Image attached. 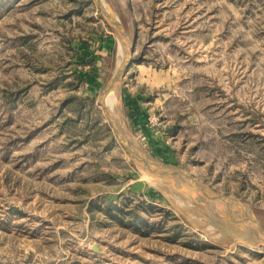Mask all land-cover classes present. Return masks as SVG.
<instances>
[{"label":"rangeland","instance_id":"rangeland-1","mask_svg":"<svg viewBox=\"0 0 264 264\" xmlns=\"http://www.w3.org/2000/svg\"><path fill=\"white\" fill-rule=\"evenodd\" d=\"M106 2L168 185L96 1L0 0V264H264V0Z\"/></svg>","mask_w":264,"mask_h":264},{"label":"water","instance_id":"water-1","mask_svg":"<svg viewBox=\"0 0 264 264\" xmlns=\"http://www.w3.org/2000/svg\"><path fill=\"white\" fill-rule=\"evenodd\" d=\"M95 1L104 19L115 32V35L118 40V55H119L118 68H117L116 73L112 76V80L110 82V89L112 91V94L114 95L113 107L115 109V113H114L115 118L113 121L111 118L110 120L114 128V132L118 140L122 144V146L127 151L128 155L131 157V159L135 162L138 169L144 175L149 176L157 181L164 182L168 185L166 179L162 176L160 172H158V169L150 165L153 163L152 159L149 158L144 153V151L140 150L132 142L125 128L124 119H123V111H122V95H121V83H120L121 81L120 80H121V77L123 76L126 65L130 62V58L125 57V50H124L126 46L127 48L129 46L126 43L128 41V38L125 34L123 24L116 17L112 15V12L109 10L107 6L106 0H95ZM104 102L105 101H103L102 104H104ZM157 167L164 169L165 173L171 174L173 176H176L178 174V171L170 169L164 165L158 164ZM195 188L203 191L208 196L216 197L221 202L224 201L227 204L234 202L228 199L227 197L217 194L213 190L203 185H199L196 183ZM236 204L239 208H241L240 204L238 203ZM229 217L232 219L231 216ZM241 228L245 230L247 229V231L245 232V236L247 237L246 238L247 243H253L255 245H264V227L257 220H252L249 222V224H242ZM93 249H96L95 245H93Z\"/></svg>","mask_w":264,"mask_h":264},{"label":"bare ground","instance_id":"bare-ground-1","mask_svg":"<svg viewBox=\"0 0 264 264\" xmlns=\"http://www.w3.org/2000/svg\"><path fill=\"white\" fill-rule=\"evenodd\" d=\"M127 43V42H126ZM130 43L128 42L127 45H129ZM108 97V103L110 104L111 101L114 102V95L112 93H110L109 95H107ZM113 105V104H112Z\"/></svg>","mask_w":264,"mask_h":264},{"label":"crops","instance_id":"crops-1","mask_svg":"<svg viewBox=\"0 0 264 264\" xmlns=\"http://www.w3.org/2000/svg\"><path fill=\"white\" fill-rule=\"evenodd\" d=\"M105 42V41H104Z\"/></svg>","mask_w":264,"mask_h":264}]
</instances>
